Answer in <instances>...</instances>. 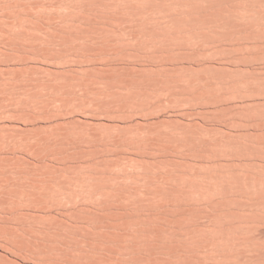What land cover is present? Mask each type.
<instances>
[{
    "label": "rangeland",
    "instance_id": "374dc122",
    "mask_svg": "<svg viewBox=\"0 0 264 264\" xmlns=\"http://www.w3.org/2000/svg\"><path fill=\"white\" fill-rule=\"evenodd\" d=\"M0 264H264V0H0Z\"/></svg>",
    "mask_w": 264,
    "mask_h": 264
}]
</instances>
